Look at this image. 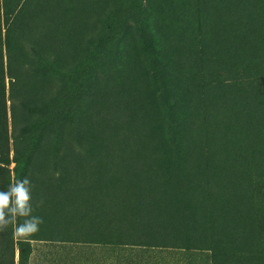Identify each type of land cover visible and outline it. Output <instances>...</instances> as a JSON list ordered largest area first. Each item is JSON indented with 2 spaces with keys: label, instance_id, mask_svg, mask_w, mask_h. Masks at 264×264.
<instances>
[{
  "label": "trees",
  "instance_id": "trees-1",
  "mask_svg": "<svg viewBox=\"0 0 264 264\" xmlns=\"http://www.w3.org/2000/svg\"><path fill=\"white\" fill-rule=\"evenodd\" d=\"M70 1L0 0V170L4 173L0 191H6L14 179L27 177L32 185L33 215L38 216L37 210L58 211L70 223L82 213L93 214L96 228L74 226L68 231L67 241L78 244L167 247L157 242L162 239L157 205L170 211L181 204L185 207L175 216L183 222L180 237H166L175 247L189 249L211 242L222 264H264V0H237L234 4L235 28L240 32L237 41L241 40L238 47H245L246 53L227 63L225 53L203 56L209 38L205 30L173 23L177 31L169 32L166 27L172 26L157 31L145 5L151 45L144 51L145 69L157 83L163 108L156 117L152 114L154 125L145 116L134 120L119 113L111 98L116 92L111 89L102 92L109 97L107 105L114 108L113 114L92 111L86 118L98 90L88 79L104 60L105 37L117 34L119 38L113 39L118 42L113 43L115 69L108 77L97 74L101 82L115 83L120 76H129L136 46L129 43L128 34L118 30L119 15L111 10L88 16L91 28L82 31L81 19L87 11ZM200 14L206 18V11ZM73 32L78 39L71 45L68 39ZM106 51L111 52L110 48ZM215 66L224 70L215 71ZM223 72L228 74L226 78H222ZM42 78L49 85L37 93L33 84ZM190 79L197 89H223L224 98L230 99L219 120L215 112L209 113L212 122L207 121L211 123L199 137L196 134L204 121H195L193 116L206 108L198 104L197 91H189ZM66 85H71L72 99L78 100L67 123L57 114V125L56 118L46 112L63 96ZM82 90L86 95L79 98ZM195 138L202 143L186 156L187 143ZM206 141L227 152L226 177L220 188L213 181L206 182L207 173H200L212 153ZM150 145L156 149L147 147ZM116 176L132 186L136 179L141 183L131 187L126 197L112 196L103 185ZM202 192L209 199L215 194L217 201L212 198L205 208L199 207L202 218L197 219L188 205L196 198L202 203ZM106 198L114 205L106 204ZM41 199L43 205L36 207ZM93 202L100 205L98 209ZM218 227L221 237L225 234L227 238L230 229L233 231L232 250L224 254L217 249L219 238L206 243L202 239L215 238ZM41 240L48 239L35 234L27 241L17 240L21 264L28 262L30 242Z\"/></svg>",
  "mask_w": 264,
  "mask_h": 264
},
{
  "label": "rangeland",
  "instance_id": "rangeland-1",
  "mask_svg": "<svg viewBox=\"0 0 264 264\" xmlns=\"http://www.w3.org/2000/svg\"><path fill=\"white\" fill-rule=\"evenodd\" d=\"M39 0H33L36 3ZM172 1V8L169 7L168 2ZM253 2V0H249ZM237 0H71L70 3L84 7L86 9V16L81 19L82 31H88L91 26V20L87 19L90 15H95L97 12H104L105 10H111L119 15L118 30L123 31L122 34L129 35V43L135 47L136 53L134 63L126 76H120L117 82L105 83L101 82L97 78L98 75L109 76L108 74L115 69V58H116V45L118 43L117 34H113L110 37L107 35L104 41H108L106 46L102 49L104 60L101 61L100 67L97 70H93L90 73L89 82L91 87H98L97 96H94L93 106L86 110V118L89 119L93 112L103 113L104 115H112L114 108H109L107 101L109 97L104 96L102 89L115 90L116 95H112L111 98L116 101V109L119 113L129 115L131 119L138 120L139 117L145 116L152 121L156 115L162 111V101L159 96V91L156 90L157 83L154 80L152 74L146 71L147 58L145 49L151 47L150 41L148 40L149 21L147 22L144 18L145 5L148 7V12L152 15L150 18L153 20L156 30L159 31L163 27H166L169 32L177 31L179 25H185L189 28H199L202 32L205 30V34L208 35L206 41V51L203 55L205 58L214 55V53H225L228 54L225 63L229 62L235 55H243L246 53L245 47H238L241 40L237 41V34L240 35L239 28H235L237 23L234 17V4ZM206 11V18H200V11ZM87 19V20H86ZM72 21V20H71ZM173 23L177 24L178 27H173ZM200 24V25H199ZM71 29L74 24H70ZM201 26V27H199ZM116 27V25H115ZM151 30V28H150ZM75 32V31H74ZM74 32L68 41L71 45L76 42L74 39H78ZM104 35V34H103ZM102 35V36H103ZM83 36V35H82ZM80 44V42H78ZM130 47V46H129ZM111 50L110 54L107 53L106 49ZM131 48V47H130ZM109 51V50H108ZM214 52V53H213ZM230 58V59H229ZM223 65V62H221ZM215 71H222L224 68H218L215 66ZM131 74V76H130ZM128 76V77H127ZM222 78H226L228 74L223 72ZM194 79H190L189 91L191 93L197 91L199 97L198 104L205 105L203 112H207L206 115H202V109H200V115L193 116L195 121L203 120V128L199 129L196 137H199L202 133L206 132V127L212 122L210 120L211 112H215L218 116V120L221 117L222 111L225 108L228 100L225 99L223 89H211L202 88L197 89L193 83ZM6 85H8V78L5 79ZM49 82L47 79H37L36 83L33 84V90L37 93L43 92L47 89ZM63 90V96L59 97L55 104L51 107V111L47 110L46 116L56 118L59 116L67 123L68 116L70 115L71 108L74 102L78 99H72L74 93L70 90L71 85ZM153 89H152V88ZM86 95V91H80L79 98ZM37 97V94H36ZM1 98V91H0ZM189 100V99H188ZM4 99H2V106ZM208 105V107L206 106ZM8 113V128L11 129V111L10 103H6ZM109 108V109H108ZM58 112V113H57ZM58 114V116H57ZM152 114H155L153 118ZM58 117V118H59ZM211 122H207V121ZM58 125V123H57ZM154 125V120H153ZM5 129V126H4ZM110 139V138H109ZM202 139H193L192 142H188L186 156H190L193 151L200 147ZM106 145L108 139L105 140ZM207 143V144H206ZM205 145L207 149L211 150V158H205L200 173H207V183L214 182L215 186L220 188L223 185V180L226 177V170L228 161L226 157V149H218L213 147L212 142L206 141ZM151 149H156L154 145L147 146ZM13 165L11 166V168ZM3 172L0 170V178L3 177ZM140 178V175H138ZM147 180V176H144ZM144 180V179H142ZM111 183L104 182L105 193H112V196L120 194V196L126 197L129 195V189L131 187L138 186L141 183V179H136V185H130L128 180L123 179L121 176H116L111 179ZM39 186L42 185V180L38 181ZM98 195V193H97ZM101 196V195H99ZM96 196V197H99ZM203 202L196 198L194 203L188 205L191 214L197 218H202V212L199 207H206V202H210L213 197L209 199L207 194L200 193ZM86 199V197H82ZM107 199V198H106ZM216 201L217 199L214 198ZM94 201V200H93ZM223 201V199H222ZM95 205V202H93ZM106 204L114 205L111 198L106 200ZM97 203V207L99 208ZM158 210L156 213L161 218L160 223L161 229L158 233L162 237L161 240L157 241L160 245H168L167 247H131L121 245H107V244H78L76 242H70L68 238V231L74 226L78 228H96L98 224L93 223L95 220L93 214L82 213L77 221L70 223L61 219L59 214L52 211L50 214L58 215V218H52L48 211L37 210V215L43 219V223L39 227V231L36 234L45 236L48 240L31 241L30 247L26 251L28 255L27 264H222L221 258L216 257V253L213 252L214 247L211 242L207 245H201V242L191 248L186 249L184 247L178 248L177 245H173L172 242L166 239V237L177 238L180 231H182L183 222L177 215L176 211L185 207L181 204L175 205L170 211L163 210L161 204L157 205ZM36 215V214H35ZM157 218V217H156ZM157 220V219H156ZM158 221V220H157ZM159 222V221H158ZM164 222V223H163ZM79 223V224H76ZM223 228L225 226H222ZM13 226H9L5 231L0 232V264H21L20 260V247L17 244V239L13 236ZM226 228V227H225ZM218 235L211 239L208 236H203L202 239L206 243L207 241L216 240L219 238L221 245L219 248L220 254L226 253L228 250H232L233 231L230 229L227 238L225 234L221 237L222 228L218 227ZM60 233V234H59ZM64 233V234H62ZM183 235V234H182ZM59 237V238H57ZM180 237V236H179ZM53 239V240H49ZM54 239H61L60 241ZM66 240V241H65ZM72 240H75L74 238ZM76 241V240H75ZM203 242V243H204ZM198 243V240H197ZM224 243V244H223Z\"/></svg>",
  "mask_w": 264,
  "mask_h": 264
},
{
  "label": "clouds",
  "instance_id": "clouds-1",
  "mask_svg": "<svg viewBox=\"0 0 264 264\" xmlns=\"http://www.w3.org/2000/svg\"><path fill=\"white\" fill-rule=\"evenodd\" d=\"M42 205V199L36 203V207ZM32 213V185L27 177L14 179L6 191H0V232L14 225V238L19 241L29 240L38 233L43 223L41 217Z\"/></svg>",
  "mask_w": 264,
  "mask_h": 264
}]
</instances>
